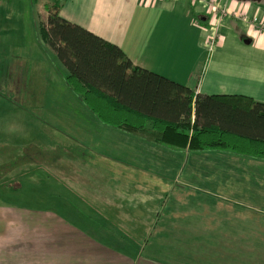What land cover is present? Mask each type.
I'll return each instance as SVG.
<instances>
[{"label":"crops","instance_id":"0c3cea01","mask_svg":"<svg viewBox=\"0 0 264 264\" xmlns=\"http://www.w3.org/2000/svg\"><path fill=\"white\" fill-rule=\"evenodd\" d=\"M213 1L60 0L57 10L63 19L120 46L133 64L184 86L171 96L241 94L264 103V0H218L217 8L226 10L223 15ZM49 2L43 0L33 22L36 29L47 21ZM1 13L0 35L11 32L0 36V57L11 47L12 55L20 58L35 39L29 32L25 36L23 18L8 20ZM181 19L187 24L182 35L175 36L172 25L178 31ZM37 42L58 60L38 32ZM205 48L213 53L198 76ZM8 93L0 90V264H178L160 252L177 248L172 229L185 234L193 227L168 226L165 216L153 224L147 219L153 217L150 213L131 207L125 188L129 180L114 177L124 172L126 157L118 161L111 155L114 148L105 151L103 143L90 154L97 163L81 164L87 160L84 141L91 128L100 134L130 132L102 123L82 100L92 116H87L90 123L77 118L70 126L79 147L45 145L44 136L34 132L27 96L15 93L9 98ZM132 133L149 139L160 156L189 157L192 150L211 149L163 143L150 120ZM90 172L100 173L99 187L87 184L81 193ZM158 225L161 231L156 234ZM154 237L167 241L163 245Z\"/></svg>","mask_w":264,"mask_h":264},{"label":"rangeland","instance_id":"374dc122","mask_svg":"<svg viewBox=\"0 0 264 264\" xmlns=\"http://www.w3.org/2000/svg\"><path fill=\"white\" fill-rule=\"evenodd\" d=\"M217 1L212 2L213 7ZM48 4L53 6L52 0ZM42 6L43 0H0L1 16L8 20L23 18L20 26L25 36L29 32L35 39L20 58L12 55L11 47L1 55L0 90L7 89L9 98L15 93L19 98L22 94L27 96L25 104L33 113L34 132L44 136L45 145L77 148L70 126L78 122L77 118H85V123H90L87 116L92 115L84 106L82 96L74 93L65 80L62 64L37 42L33 22ZM186 24L181 23L178 31L172 25L173 35H182ZM8 34L0 36L4 38ZM204 53L198 76L204 63L206 66L211 60L213 50L209 53L205 48ZM89 135L84 141L86 146L83 145L89 148L84 154L87 160L81 164L97 163L90 154L106 143L105 151L114 148L111 155L118 161L126 157L124 172L114 177L129 180L125 188L133 201L131 207L150 213L153 217L147 219H152L153 224L165 216L170 220L168 226L193 227L185 232L186 237L172 229L177 248L168 252L173 257L163 252L161 255L178 260V264H251V257L244 260L248 254H244V249L264 248V159L220 149L192 150L189 157L182 153L178 158L160 156L149 139L134 133L100 134L91 128ZM87 177L79 189L81 193H85L87 184L95 189L99 187L100 173L90 172ZM135 192L138 194H130ZM157 227L156 234L161 231ZM153 240L163 245L167 241L156 237Z\"/></svg>","mask_w":264,"mask_h":264},{"label":"trees","instance_id":"16d2710c","mask_svg":"<svg viewBox=\"0 0 264 264\" xmlns=\"http://www.w3.org/2000/svg\"><path fill=\"white\" fill-rule=\"evenodd\" d=\"M52 1L38 35L55 52L70 88L102 123L132 133L150 120L166 144L264 157V103L241 94L171 96L184 86L133 64L120 46L66 22L57 12L60 0ZM244 250V260L264 264V248Z\"/></svg>","mask_w":264,"mask_h":264},{"label":"built area","instance_id":"2783aa9c","mask_svg":"<svg viewBox=\"0 0 264 264\" xmlns=\"http://www.w3.org/2000/svg\"><path fill=\"white\" fill-rule=\"evenodd\" d=\"M200 1H203V0H200ZM214 8H216L217 12L221 11V15H223V13L225 12L226 13V10H222V9H218L217 6H215Z\"/></svg>","mask_w":264,"mask_h":264}]
</instances>
